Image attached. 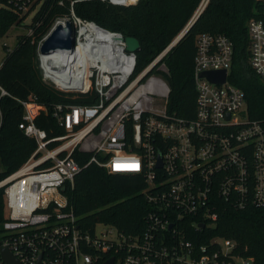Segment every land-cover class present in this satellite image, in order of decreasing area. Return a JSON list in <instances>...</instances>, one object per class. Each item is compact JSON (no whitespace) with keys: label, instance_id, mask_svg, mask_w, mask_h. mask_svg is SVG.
Returning <instances> with one entry per match:
<instances>
[{"label":"built area","instance_id":"1","mask_svg":"<svg viewBox=\"0 0 264 264\" xmlns=\"http://www.w3.org/2000/svg\"><path fill=\"white\" fill-rule=\"evenodd\" d=\"M98 1L125 7L137 0L129 5ZM252 1L260 13L245 25L246 64L264 85V0ZM80 2L0 0V10L17 16L18 27L31 18L27 35L16 36L17 45L32 37L37 16L66 9L46 34L31 40L41 79L67 98L94 97L92 104H55L50 111L33 96L15 99L23 109L17 127L35 149L0 181L7 211L0 264H5L3 248L20 264H37L39 258L40 264H251L234 253L232 240L213 235L222 204L234 211L264 207V129L248 117L244 93L228 81L230 41L222 35L194 37V112L183 119L166 111L169 88L160 74L167 71L163 59L172 42L135 73V53L124 50L120 34L79 17L74 7ZM207 2L200 0L190 22ZM66 23L73 48L41 53L48 35ZM95 29L116 36V48L96 42ZM2 49L6 56L14 51L6 44ZM97 49L110 58L95 60ZM221 70V84L197 76ZM2 97L10 95L0 85ZM48 112L63 134L49 136L36 126V119ZM75 153L88 156L84 167L73 158ZM89 164L111 175L142 179L139 195L146 211L139 235L124 236L105 224L92 230L78 224L64 189L73 187L74 178ZM97 225L111 230L97 231Z\"/></svg>","mask_w":264,"mask_h":264},{"label":"trees","instance_id":"2","mask_svg":"<svg viewBox=\"0 0 264 264\" xmlns=\"http://www.w3.org/2000/svg\"><path fill=\"white\" fill-rule=\"evenodd\" d=\"M200 0H137L134 5L111 6L98 0H82L74 7L75 13L86 20L138 41L135 52V73L146 67L190 23ZM66 9H53L35 18L39 26L31 38L19 42L8 54L0 69V85L10 95L0 99V181L16 171L32 154L34 142L18 129L23 114L15 99L33 96L48 111L55 104H92V93L74 99L45 84L41 79L32 38L47 33L56 16ZM260 13L252 0H208L204 10L192 21L184 35L171 47L163 59L165 73H160L169 93L166 111L183 119H191L194 112L193 89L194 37L198 34L222 35L232 45L228 81L244 93L246 113L264 129V85L246 64V22ZM14 14L0 10V38L11 27H18ZM154 71V70H153ZM36 126L49 136L63 131L52 120L50 113L35 121ZM73 158L84 167L88 156L75 153ZM144 187L139 176L111 175L95 164H89L74 178L73 187L66 186L64 194L77 217L78 224L91 229L96 224L115 228L124 236L139 235L143 231L145 204L139 195ZM213 235L232 240L234 253L250 259L251 264H264V207H247L234 211L222 204ZM3 189H0V233L6 219Z\"/></svg>","mask_w":264,"mask_h":264},{"label":"water","instance_id":"3","mask_svg":"<svg viewBox=\"0 0 264 264\" xmlns=\"http://www.w3.org/2000/svg\"><path fill=\"white\" fill-rule=\"evenodd\" d=\"M188 23L186 27L179 33V35L172 41L174 45L188 30L190 24ZM124 50L128 53H135L138 50L139 44L135 38L132 37H123ZM73 48V33L69 23H66L65 26H57L46 38L44 41L40 52L43 54H48L56 50ZM150 73V69L147 71L146 75ZM198 78H204L212 84H221L224 81V71H207L201 72L198 75ZM159 167V164L157 165ZM1 257L5 264H20L18 260L13 258L10 252L3 248L1 250ZM37 264H40V258ZM104 264H112V261H108Z\"/></svg>","mask_w":264,"mask_h":264},{"label":"rangeland","instance_id":"4","mask_svg":"<svg viewBox=\"0 0 264 264\" xmlns=\"http://www.w3.org/2000/svg\"><path fill=\"white\" fill-rule=\"evenodd\" d=\"M31 23V18L26 19L21 27H13L11 28L5 37L0 38V63L6 56V51L2 49V45L6 44L10 51L14 50L17 46V37L18 36H26L27 35V28ZM17 36V37H16ZM97 231H110L111 228L109 226L104 225H97ZM112 236V235H111Z\"/></svg>","mask_w":264,"mask_h":264},{"label":"bare ground","instance_id":"5","mask_svg":"<svg viewBox=\"0 0 264 264\" xmlns=\"http://www.w3.org/2000/svg\"><path fill=\"white\" fill-rule=\"evenodd\" d=\"M136 0H118L119 3L123 5H129L133 4ZM95 37V41L98 43H102L113 50L117 46V37L111 36L108 33L101 32L97 29H95V32L93 33ZM99 48V47H97ZM93 58L97 61H107L110 58V55L104 52L103 50L97 49L93 55Z\"/></svg>","mask_w":264,"mask_h":264}]
</instances>
